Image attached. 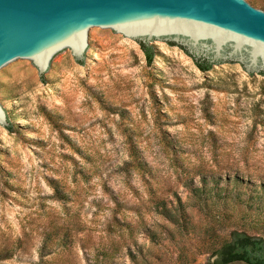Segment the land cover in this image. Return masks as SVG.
Instances as JSON below:
<instances>
[{"label":"rangeland","instance_id":"374dc122","mask_svg":"<svg viewBox=\"0 0 264 264\" xmlns=\"http://www.w3.org/2000/svg\"><path fill=\"white\" fill-rule=\"evenodd\" d=\"M96 40L88 67L0 74V264H215L232 231L264 235V78Z\"/></svg>","mask_w":264,"mask_h":264},{"label":"water","instance_id":"95a60500","mask_svg":"<svg viewBox=\"0 0 264 264\" xmlns=\"http://www.w3.org/2000/svg\"><path fill=\"white\" fill-rule=\"evenodd\" d=\"M253 0H0V74L26 63L49 80L74 52L88 67L98 30L146 45L179 44L196 60L264 78V10ZM2 123L8 128L0 100ZM11 129V128H10Z\"/></svg>","mask_w":264,"mask_h":264},{"label":"trees","instance_id":"16d2710c","mask_svg":"<svg viewBox=\"0 0 264 264\" xmlns=\"http://www.w3.org/2000/svg\"><path fill=\"white\" fill-rule=\"evenodd\" d=\"M142 48L152 64L156 55L154 47L142 43ZM198 66L205 72L212 69V63L206 59L198 61ZM212 254L216 256L215 264H264V235L234 230Z\"/></svg>","mask_w":264,"mask_h":264}]
</instances>
